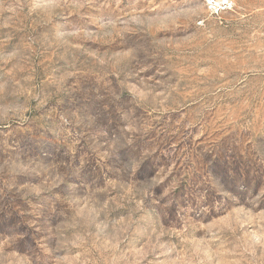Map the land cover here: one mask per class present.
I'll list each match as a JSON object with an SVG mask.
<instances>
[{
    "label": "rangeland",
    "instance_id": "obj_1",
    "mask_svg": "<svg viewBox=\"0 0 264 264\" xmlns=\"http://www.w3.org/2000/svg\"><path fill=\"white\" fill-rule=\"evenodd\" d=\"M0 264H264V0H0Z\"/></svg>",
    "mask_w": 264,
    "mask_h": 264
}]
</instances>
